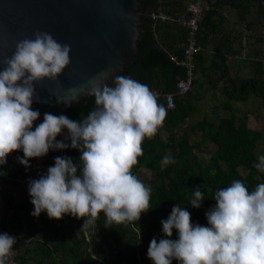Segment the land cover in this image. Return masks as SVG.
Returning a JSON list of instances; mask_svg holds the SVG:
<instances>
[{"label": "clouds", "instance_id": "obj_1", "mask_svg": "<svg viewBox=\"0 0 264 264\" xmlns=\"http://www.w3.org/2000/svg\"><path fill=\"white\" fill-rule=\"evenodd\" d=\"M70 52V45L37 31L34 39L20 40L15 52L0 62V166L16 150L22 149L24 155L17 159L30 168L31 158L44 157L50 149H79V163L57 156L46 174L30 179L32 215L46 212L49 218L62 219L71 214L87 218L83 227L94 224L101 212L105 227L139 221L150 209L152 188L131 170L143 155L145 138L151 139L163 126L167 109L149 86L118 75L111 84L90 81L93 86L86 94L94 96L95 107L81 120L45 113L33 130L40 117L38 110H32L33 100H40L36 84L45 78L59 79L71 62ZM57 98L70 104L78 96ZM64 129L68 135L57 140ZM174 162L165 156L161 167ZM254 167L264 172V155ZM5 174L0 169V176ZM213 198L216 205L205 213L208 226L193 224L186 207L173 206L161 221L168 238L153 237L150 242L147 256L153 264H172L174 259L180 264H264V183L250 191L234 180ZM204 199L197 187L190 204L200 208ZM174 229L178 239L171 238ZM16 243L14 236L0 234V264H9Z\"/></svg>", "mask_w": 264, "mask_h": 264}, {"label": "trees", "instance_id": "obj_2", "mask_svg": "<svg viewBox=\"0 0 264 264\" xmlns=\"http://www.w3.org/2000/svg\"><path fill=\"white\" fill-rule=\"evenodd\" d=\"M190 1L157 0V8L169 6L166 12L173 15L180 14ZM205 1L210 8L199 22V43L204 29L213 28V16L228 7L239 10L238 20L244 25L243 33L247 39L253 36L259 43L264 41V0ZM159 23L177 26L185 37L184 29L176 22L160 20L155 22L154 35L157 34L158 28L164 27ZM157 49L160 47L157 46ZM168 50L171 59L173 56L176 59L181 58L182 44L178 48H168ZM198 58L199 51L195 55L192 85L195 83L197 72L203 70L197 62ZM224 59L223 52L216 48V53L213 55L214 66L220 68ZM172 60L176 63L174 59ZM256 63L264 67V62L261 60H257ZM184 73L185 69L182 67L179 78H183ZM259 76L261 77V74ZM261 78L257 77L253 86L256 100L264 105V81ZM177 79L173 73L155 68L139 82L149 86L150 90L166 93L175 91ZM240 82L239 93L244 92L236 99L244 101L251 92L246 88L249 81L242 79ZM190 93L191 89L183 95H176L173 108H167L164 98L158 97V102L167 109L166 119L151 139L145 138L142 143L143 155L138 157V163L131 170L152 188L150 209L141 213L139 221L113 223L105 227L106 218L101 212L94 224L83 227L84 219L87 218H79L71 214H65L62 219L49 218L46 212L34 217L32 215L34 205L31 203L28 185L30 179L37 178L25 177L21 168L9 162L0 166L7 175L27 181L21 185L0 176L1 182L19 187L25 192L24 196L17 199L11 191L0 189L1 195L12 198L4 215V224L6 233L17 237V264H153L147 256L150 242L153 237L168 238L162 231L161 221L169 217L174 205L186 207L191 213L193 224L208 226L205 213L209 209L206 207L216 205L213 196L217 190L229 186L234 180L245 183L250 191L259 183H264V172L254 167V164L258 163V157L264 155V150L261 155L257 153V141L261 133L249 128L245 119L238 117L235 112L229 115H217L216 120L208 117L207 114L195 119L197 110H193V106L189 103ZM199 99V96H195L194 102L197 103ZM262 119L264 127V113ZM189 122L193 123L192 126ZM162 132L167 134V140L161 138ZM64 137L58 135L57 140H63ZM53 151L50 149L48 154ZM13 152L23 153L22 149ZM198 152L208 155V158H200ZM168 155L175 162L161 167V161ZM144 170L150 172L149 177L145 175ZM197 187L205 194L200 208L190 204ZM41 227L45 231L43 236L39 233ZM171 238L178 239L177 230H173ZM172 264H180V262L174 259Z\"/></svg>", "mask_w": 264, "mask_h": 264}, {"label": "water", "instance_id": "obj_3", "mask_svg": "<svg viewBox=\"0 0 264 264\" xmlns=\"http://www.w3.org/2000/svg\"><path fill=\"white\" fill-rule=\"evenodd\" d=\"M156 9L157 0H0V62L15 52L20 40L34 39L37 31L48 32L71 47V62L59 79L45 78L36 84L40 100H33L32 110H38L40 117L33 130L45 113L66 115L73 121L86 116L95 107L94 96L86 94L93 79L111 84L116 76L124 75L139 82L155 68L179 78L182 67L171 59L168 48L157 49ZM77 96L70 104L57 98ZM60 135H68V130ZM80 155V151L54 150L46 163L53 166L57 156L79 163ZM2 177L27 183L20 177ZM11 201L0 192V234L6 233L4 215Z\"/></svg>", "mask_w": 264, "mask_h": 264}, {"label": "crops", "instance_id": "obj_4", "mask_svg": "<svg viewBox=\"0 0 264 264\" xmlns=\"http://www.w3.org/2000/svg\"><path fill=\"white\" fill-rule=\"evenodd\" d=\"M160 7L166 11L169 6ZM238 11L231 7L224 8L219 14L213 16V28H205L204 33H201L197 62L203 70L196 74L195 83L191 86L189 94V103L193 106V110H197L195 119H200L202 115L207 114L208 117L216 120L217 115H229L231 112H235L238 117L245 119L249 128L261 133L257 143L258 150L260 149V152L263 153L262 114L264 105L255 98L253 82L257 77H262L261 80L264 81V67H260L256 63L257 60L264 62V41L259 43L253 36L242 40L245 31L243 23L238 20ZM163 26L158 28V32L155 34L158 47L178 48L183 44L185 37H183L180 28L166 23ZM216 48L221 50L225 56L220 68H216L213 64ZM242 79L249 81L246 88L247 91H251L244 101L236 99L244 92L239 93L238 90ZM214 81H216L215 84H213ZM195 96L200 98L197 103L194 102ZM188 121L190 120L188 119ZM192 124L189 122V125L192 126Z\"/></svg>", "mask_w": 264, "mask_h": 264}, {"label": "built area", "instance_id": "obj_5", "mask_svg": "<svg viewBox=\"0 0 264 264\" xmlns=\"http://www.w3.org/2000/svg\"><path fill=\"white\" fill-rule=\"evenodd\" d=\"M209 8V4L204 0H192L187 3L185 10L180 14L173 15L162 10L160 7L156 9V21L160 20L164 22H176L185 31V38L182 44V56L180 59H176L174 56L172 57V59H174L177 64L185 69L184 77L177 79L176 89L174 92L162 93L160 91L152 90L157 94V97L161 96L164 98L167 108L174 107V98L176 95H183L191 89L195 70V55L200 50V45L198 42L199 22L202 20L204 13ZM245 39L246 36H243L242 40L244 41ZM23 155L24 153L15 154L14 152H12L8 155L7 161L15 167L21 168L22 174L25 177H35L39 179L41 175L47 173V169L50 167V165L46 163L45 156L39 158H31V167L26 168L17 159L18 156L23 157ZM85 236L87 240L88 235L86 231ZM14 237L17 240V237ZM13 248L15 251V255L11 258L9 264H17V243L13 246Z\"/></svg>", "mask_w": 264, "mask_h": 264}, {"label": "rangeland", "instance_id": "obj_6", "mask_svg": "<svg viewBox=\"0 0 264 264\" xmlns=\"http://www.w3.org/2000/svg\"><path fill=\"white\" fill-rule=\"evenodd\" d=\"M259 29H261V28H259ZM193 116H194V114H193ZM184 128H186V127H184ZM161 138L164 139V140H167V134L165 132H162L161 133ZM258 148H259V146H257V153L259 155H261L262 152H260L261 150L260 149L258 150ZM197 154L199 155L200 158H203V159H207L208 158V155H206L204 153H199L198 152ZM144 172H145V175L149 177L150 172L148 170H144ZM0 189H7V190L11 191L16 196L17 199L20 198L21 196L25 195V192H23V190L21 188L14 187V186H12V185H10L8 183L1 182V181H0ZM206 208L207 209H211L212 206H207ZM39 233L41 234V236L45 235V231L43 230L42 227L40 228V232Z\"/></svg>", "mask_w": 264, "mask_h": 264}]
</instances>
